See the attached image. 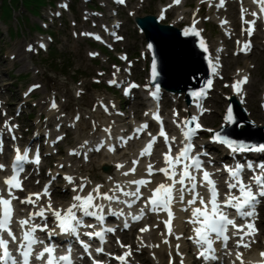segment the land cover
<instances>
[{
    "label": "snow or ice",
    "instance_id": "obj_1",
    "mask_svg": "<svg viewBox=\"0 0 264 264\" xmlns=\"http://www.w3.org/2000/svg\"><path fill=\"white\" fill-rule=\"evenodd\" d=\"M123 3V0H119ZM180 0H174V3L179 4ZM224 0H220L221 6L223 5ZM254 3L258 4L260 12L264 13V0H253ZM246 10H241V18L243 20V14ZM254 17L257 13H251ZM244 23L248 24L249 27L245 30L249 37H251L254 27L255 19L252 21L243 20ZM195 23V21H194ZM188 30H185V35H188ZM193 35H198L195 30H192ZM88 35V34H85ZM239 43V41H238ZM203 46V41H201ZM43 47V45H41ZM151 47V45H149ZM251 47L250 42L245 43L242 51H247ZM31 50V48L29 49ZM206 51V49H205ZM156 76V65H152V77L153 79ZM248 82V77H243L242 79L236 81L232 87L234 90L239 92L243 84ZM110 83H115V80L110 81ZM211 81H208L209 87L211 86ZM35 87H38L35 86ZM133 88L137 85H132ZM159 92V87L157 86L155 91L151 95L156 98V94ZM195 99H200L206 95L205 92L193 93ZM53 108L56 105L53 103ZM199 107V105H197ZM202 114V113H201ZM147 115V114H146ZM174 116H178V113L174 112ZM78 119V117H77ZM153 119L157 120L161 124L159 135L163 137L164 143L168 145V151L164 153V163L166 167L160 168L156 171L163 173L164 177L171 181V183H160L157 187L151 190V195L147 197L145 201L144 208H141L140 215L132 216L134 221H138L143 218L144 210L147 208L149 211L155 214L160 212H165L167 214V219L163 221L167 235H175L172 227V222L174 220V213L172 210L173 201H178L181 204L186 206L182 208V211L189 212L190 218L187 223L193 225L192 231L193 236H189L188 239L191 240L198 247V258H203L204 260L216 259L215 252L216 249L213 247L215 241H221L222 244L226 247L229 236L227 235L229 226L235 229L232 233L233 236H239V239L236 242L237 248L244 247L250 248V244L255 242L254 240L250 242H245V237L253 236L255 233L254 220L252 218L256 215V205L260 202V198H264V164L257 165L259 172L253 171L250 183H245L242 179V172L244 166L237 164L235 168L225 167L224 171L228 173L229 180L226 181L228 191L225 194L223 201L220 200V193L216 186V182L211 178V175L208 171L203 168V163L199 155H192L193 147L192 138L196 135L199 130H203L201 124L198 122L197 116H192L190 119H185L184 121L177 122L176 120L173 123L176 124L178 128L183 125L181 128L183 135V147L176 154L175 157L172 156V147L169 143V138L167 133L164 131L162 126V121H160L158 114H153ZM226 119L228 122H233L232 111L229 108L227 111ZM148 125H142L141 129H137L139 133L142 129H146ZM11 131V127H9ZM105 131H108L107 129ZM207 131H213L208 129ZM151 135V134H149ZM15 139V137H13ZM131 139V137H129ZM172 142H175V137H172ZM213 142L226 145L233 153L236 152H264V145L260 146H248L245 147L243 143H237L227 138H222L220 133H214ZM87 143V142H85ZM156 143V137H152L146 147L141 151L140 155H151V150L153 145ZM97 151L99 149H96ZM0 151H2V144H0ZM109 151H114V149H109ZM71 155H76L77 153L72 152ZM85 159L87 156L85 155ZM28 161V153L25 151L21 154L20 150H16V155L14 163L12 165V175L7 176L3 179V184L5 189L0 190V264H31V257L33 254V247L37 243H43L35 236V233L39 231H46L47 224L43 226L33 223L35 218L40 217L44 220H47L45 212H50L54 217L56 222V227L64 234H73L79 235L78 229L80 227L92 228L93 225L85 224L84 221L77 216V212L82 213L84 217H95L98 221H103L104 216L102 215L105 205L100 203H95L96 200L102 199L109 202L118 201L120 203L126 204L129 208L132 207L136 200L141 198V187H147L150 180L139 179L129 181L128 184L136 185L134 191H125L120 184H116L114 188L110 189L109 192H101L100 189L102 185H96L91 192L86 196H81L79 193L84 191L85 184L81 183L78 188L73 187L72 191L76 193L73 196L74 203L71 204L69 208L64 211L62 214L61 210L54 209L51 206V200L47 204L46 208H40L38 211L30 212L27 219H21L18 221L20 228L22 229V237L17 239L14 235L11 224L13 223L14 207L13 201L19 199L15 195V191H23L22 182L20 180V173L24 170L22 167L23 162ZM35 163H39V156L37 154ZM138 161H133L135 165ZM63 167V165H61ZM123 165H117V168H121ZM249 170L253 169L252 164L247 165ZM179 168V172L176 169ZM5 170V165L0 164V171ZM136 168L133 167L129 170L131 173H135ZM129 172H124L123 175H129ZM197 173L201 174L199 181L197 180ZM154 174L153 166L150 164L148 166V175L151 176ZM64 179L69 183L73 184V178L70 176H65ZM204 187L208 193V199L206 200L203 195L197 191V185ZM179 185V187H177ZM255 188V191L253 190ZM238 192V195L233 192V190ZM119 192L126 197H135V200L131 201H122L119 199V196L116 193ZM95 194V195H94ZM190 195V199L185 202V195ZM42 196H49L48 186L46 185L43 193H30L29 196L25 199H21V204H30L35 208L37 202L41 199ZM35 197V199H33ZM197 201L199 204L197 206ZM91 209V210H90ZM226 209H234L236 216L246 220L248 222L237 225L234 218H229V214L225 211ZM119 214H122L119 213ZM113 215H118V213H113ZM131 215V213H129ZM125 223V227H127ZM248 229V231H245ZM148 227L140 229L141 233L148 231ZM114 229L104 228L102 231L94 232H85L84 235L88 236L89 239L95 237L97 238L101 245L105 243V234L114 232ZM6 233L7 237L10 239H5L4 234ZM242 233V235H241ZM163 235V233H162ZM176 239H180L179 236H176ZM17 244V254L19 259L13 255L10 251L9 243ZM165 244L168 243V240L163 241ZM119 244L120 242L117 241ZM84 251L87 252L90 245L81 241ZM121 247H127L123 244ZM159 247V245H156ZM176 248L179 249V245H176ZM97 253H102L103 248H97ZM71 249L68 250V254L62 255L59 257L55 256V248L51 245H45L43 250L36 254L35 259L43 261L44 264H72V259L70 255ZM180 254L179 252L177 253ZM130 255V252L125 253L124 255L114 257L118 260L120 264H126L127 256ZM261 256L264 257V253H261ZM46 257V259H45ZM236 258L241 261V264H244L242 260V254L237 252ZM93 264H101L99 261H93ZM169 264H172V261H169ZM183 264V260H181Z\"/></svg>",
    "mask_w": 264,
    "mask_h": 264
},
{
    "label": "rangeland",
    "instance_id": "obj_2",
    "mask_svg": "<svg viewBox=\"0 0 264 264\" xmlns=\"http://www.w3.org/2000/svg\"><path fill=\"white\" fill-rule=\"evenodd\" d=\"M8 25L11 26V27H13L14 29H16V28H15V27H16V22H15V21H10V22L8 23ZM23 29H26V30L30 31V29H31L30 24H29V23H28V24H23V25H22V30H23ZM2 37H3V39H5V40L8 41V39L6 38V36H5L4 34L2 35ZM15 38L18 39V40H23L24 37L21 36V33H20V31H19V33L16 34V35H14L12 39L15 40ZM26 40H27V39H26ZM2 48H3V47H2ZM3 51H6V50H5V49H2L0 52H3Z\"/></svg>",
    "mask_w": 264,
    "mask_h": 264
},
{
    "label": "bare ground",
    "instance_id": "obj_3",
    "mask_svg": "<svg viewBox=\"0 0 264 264\" xmlns=\"http://www.w3.org/2000/svg\"><path fill=\"white\" fill-rule=\"evenodd\" d=\"M243 76V73H239L238 77H237V81L239 80V78Z\"/></svg>",
    "mask_w": 264,
    "mask_h": 264
}]
</instances>
